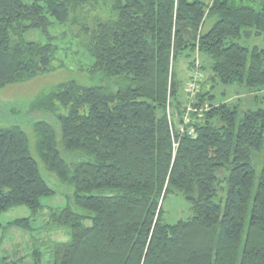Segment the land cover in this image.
I'll use <instances>...</instances> for the list:
<instances>
[{
	"label": "trees",
	"instance_id": "16d2710c",
	"mask_svg": "<svg viewBox=\"0 0 264 264\" xmlns=\"http://www.w3.org/2000/svg\"><path fill=\"white\" fill-rule=\"evenodd\" d=\"M73 14L86 42L62 36L85 56L87 83H60L29 104L27 115L55 118L33 123L36 155L20 126L0 127V213L42 211L57 194L44 175L69 191L50 223L70 240L46 261L35 251V264H264V109L212 95L218 83L264 90V50L236 42L264 35V0H0V91L56 69L50 30ZM31 30L48 41H26ZM197 51L211 75L188 113L182 90ZM170 195L191 202L189 219L165 222ZM7 226L31 230V218Z\"/></svg>",
	"mask_w": 264,
	"mask_h": 264
},
{
	"label": "rangeland",
	"instance_id": "374dc122",
	"mask_svg": "<svg viewBox=\"0 0 264 264\" xmlns=\"http://www.w3.org/2000/svg\"><path fill=\"white\" fill-rule=\"evenodd\" d=\"M36 0H24L26 4H31ZM79 14H73L67 25L56 24L50 30V33L55 39L53 43L59 48L56 55V62L53 66L56 68L49 74H44L35 79L22 84L12 85L0 91V127H11L14 125L20 126L29 136L32 142L31 148L34 151V134L32 125L40 120L54 121V116L50 114H26L29 104L40 95L42 92L49 90L51 87L60 83L76 80L80 83H87V77L78 71V65L82 61L86 63L85 56L82 61L79 60L80 55H73V45H71L69 37H63L62 32L68 30L71 38H75L81 42H86V38H82L81 31L74 26V20ZM213 21L209 20L206 27L209 29ZM26 41H34L45 44L48 38L39 30H31L24 35ZM245 48L252 49L258 47L264 50V35H257L255 32L250 37L243 36L236 41ZM71 49V50H70ZM195 61L202 62L197 51L194 56ZM204 59V58H203ZM62 66V67H61ZM187 66L184 60L178 59L175 64V72L177 78L185 83ZM206 80L211 75L210 70L201 72ZM182 95L184 92L182 90ZM212 95L215 97V103H227L229 105L238 106L239 110L244 112L247 110L264 109V90L257 92H249L240 84L223 85L218 83L212 90ZM186 105V102L184 103ZM59 113L66 115L67 110L59 108ZM30 123V129L28 128ZM223 175V174H222ZM221 175V176H222ZM49 185L57 193L52 197H45L41 200L44 206L42 211L33 213L27 207H12L6 212L0 213V259L8 257L12 260L23 258L26 264H35V251L42 253V258L46 261L49 257L50 246L54 243H66L70 240V236L66 231L55 228L50 223V215L58 212L66 204L64 195L69 191L60 185L55 179L47 178ZM227 181L221 183V190L216 202H220L222 197L226 196ZM164 220L167 224L173 225L180 220L189 219L192 212L191 202L177 195H170L165 203ZM20 218H31V230L22 228H12L7 225L14 220ZM7 227V228H6Z\"/></svg>",
	"mask_w": 264,
	"mask_h": 264
},
{
	"label": "built area",
	"instance_id": "2783aa9c",
	"mask_svg": "<svg viewBox=\"0 0 264 264\" xmlns=\"http://www.w3.org/2000/svg\"><path fill=\"white\" fill-rule=\"evenodd\" d=\"M201 64L199 60L195 62V68L193 70L189 71L186 79L187 83L185 86V100H186V106L188 113L192 110V104L195 102L196 97L200 91L201 83L203 81V75L202 71L200 70ZM188 122V117H185V124ZM180 132L182 133L184 131V127H179ZM191 135H194L192 132H190Z\"/></svg>",
	"mask_w": 264,
	"mask_h": 264
}]
</instances>
